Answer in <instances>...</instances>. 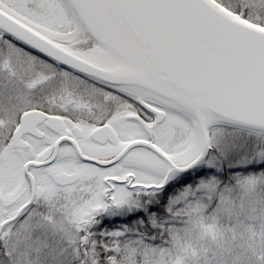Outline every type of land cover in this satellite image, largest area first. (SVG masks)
I'll return each instance as SVG.
<instances>
[{"label": "snow or ice", "instance_id": "obj_1", "mask_svg": "<svg viewBox=\"0 0 264 264\" xmlns=\"http://www.w3.org/2000/svg\"><path fill=\"white\" fill-rule=\"evenodd\" d=\"M0 264H264V0H0Z\"/></svg>", "mask_w": 264, "mask_h": 264}]
</instances>
